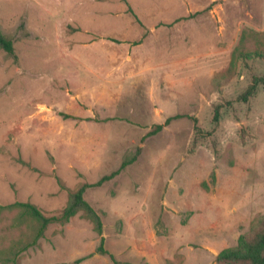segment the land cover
<instances>
[{"label": "rangeland", "instance_id": "obj_1", "mask_svg": "<svg viewBox=\"0 0 264 264\" xmlns=\"http://www.w3.org/2000/svg\"><path fill=\"white\" fill-rule=\"evenodd\" d=\"M0 32V264H220L264 226V0H0ZM134 155L83 194L101 236L77 213L21 252L9 205L56 215Z\"/></svg>", "mask_w": 264, "mask_h": 264}, {"label": "trees", "instance_id": "obj_2", "mask_svg": "<svg viewBox=\"0 0 264 264\" xmlns=\"http://www.w3.org/2000/svg\"><path fill=\"white\" fill-rule=\"evenodd\" d=\"M0 49L5 51L7 54L14 55L13 40L8 39L0 32ZM257 82L249 87L246 94L242 96L243 99H246L249 95L253 93V90ZM66 116L65 114H61ZM218 115L217 110L215 111V119ZM70 117V116H66ZM184 115H176L174 117H169L165 120L163 124H158L154 126V129L146 134L145 137L154 135L160 132L164 127L169 125L171 121L179 118H184ZM194 123H196L195 118H191ZM136 160V155L131 157L129 160L123 161L119 168L112 173L101 177L95 183H85L82 184L75 191H70L68 194V200L65 207L61 210L60 213L56 215H45L39 208L34 204L28 202H15L9 205L10 208H20L23 212L28 215L30 218L36 221L37 229L34 235L33 240L25 245L22 251L34 246L38 239L43 237L44 231L47 226L52 223H64L67 222L70 218L75 216L77 213H82L86 219H88L94 227V230L101 236L102 235V220L100 215L95 211V209L84 199L83 194L87 189L100 187L105 182L110 181L115 176H117L125 167L132 164ZM25 164V163H24ZM103 238L100 240L99 251L102 254L107 252L103 249ZM216 261L220 264H264V226L258 230L253 237L246 238L240 237L238 245L235 248L225 249L221 251L217 257ZM13 264H17L16 260L13 259Z\"/></svg>", "mask_w": 264, "mask_h": 264}]
</instances>
